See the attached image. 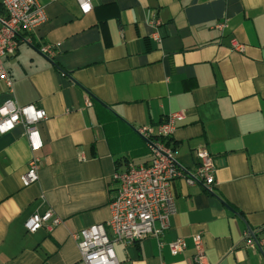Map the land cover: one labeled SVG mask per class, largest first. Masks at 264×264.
<instances>
[{"label": "crops", "instance_id": "1", "mask_svg": "<svg viewBox=\"0 0 264 264\" xmlns=\"http://www.w3.org/2000/svg\"><path fill=\"white\" fill-rule=\"evenodd\" d=\"M38 2L48 21L36 47L21 43L5 60L13 92L0 81V106L45 110L44 148L39 181L26 188L25 130L0 136V264H85L72 236L110 219L117 170L150 161L137 129L179 111L188 116L172 138L180 164L195 171L204 147L216 186L177 180L163 248L155 238L117 244L119 264H195L200 233L207 264H264V250L245 244L247 231L264 241V0H92L87 16L75 0ZM47 44L53 61L39 51ZM48 209L62 225L29 234L27 220ZM178 239L188 249L174 257Z\"/></svg>", "mask_w": 264, "mask_h": 264}, {"label": "built area", "instance_id": "2", "mask_svg": "<svg viewBox=\"0 0 264 264\" xmlns=\"http://www.w3.org/2000/svg\"><path fill=\"white\" fill-rule=\"evenodd\" d=\"M79 12L87 16L93 11L92 0H75ZM84 5H88L86 11ZM48 21L45 9L38 0H0V81L13 92V82L5 68V60L15 56L20 44L36 47L34 35ZM226 21L216 28L223 31ZM232 49L243 53L245 47L234 41ZM43 56L53 61L56 56L51 44L39 47ZM89 106L92 102L88 103ZM40 114V115H37ZM186 111L170 114L161 124L142 126L138 134L147 142L150 161L146 165L128 164L117 170L113 181L117 191L110 204V219L74 234L81 258L85 264H119L115 245L130 246L146 238H155L163 248L162 238L169 230L171 218L176 214V198L173 185L184 180L188 186H202L212 193L216 186L217 168L211 154L201 147L196 151L198 166L195 171L185 169L179 161L178 150L172 138L178 128L186 122ZM48 120L47 112L35 105L19 107L9 99L0 106V136L12 133L17 127L25 130L26 140L32 153L26 173L21 181L28 188L39 181L40 152L44 143L40 124ZM62 225V219L52 210L33 214L25 223L29 234L42 229L52 233ZM195 264H207L203 234L193 237ZM245 244L253 250H264V241L251 232L245 233ZM172 256L176 257L188 249L184 239L168 244Z\"/></svg>", "mask_w": 264, "mask_h": 264}, {"label": "clouds", "instance_id": "3", "mask_svg": "<svg viewBox=\"0 0 264 264\" xmlns=\"http://www.w3.org/2000/svg\"><path fill=\"white\" fill-rule=\"evenodd\" d=\"M88 5H84V8H85V10L87 11L88 10ZM37 115H40V114H37Z\"/></svg>", "mask_w": 264, "mask_h": 264}, {"label": "water", "instance_id": "4", "mask_svg": "<svg viewBox=\"0 0 264 264\" xmlns=\"http://www.w3.org/2000/svg\"><path fill=\"white\" fill-rule=\"evenodd\" d=\"M232 211V210H231ZM263 252V251H262Z\"/></svg>", "mask_w": 264, "mask_h": 264}]
</instances>
